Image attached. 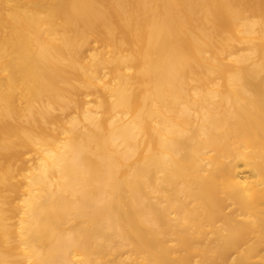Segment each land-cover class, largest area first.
Instances as JSON below:
<instances>
[{
	"label": "bare ground",
	"instance_id": "obj_1",
	"mask_svg": "<svg viewBox=\"0 0 264 264\" xmlns=\"http://www.w3.org/2000/svg\"><path fill=\"white\" fill-rule=\"evenodd\" d=\"M0 264H264V0H0Z\"/></svg>",
	"mask_w": 264,
	"mask_h": 264
}]
</instances>
